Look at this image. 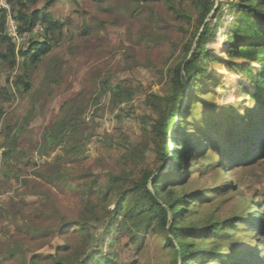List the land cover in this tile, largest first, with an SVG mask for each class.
Masks as SVG:
<instances>
[{
    "label": "trees",
    "instance_id": "16d2710c",
    "mask_svg": "<svg viewBox=\"0 0 264 264\" xmlns=\"http://www.w3.org/2000/svg\"><path fill=\"white\" fill-rule=\"evenodd\" d=\"M92 1L99 7L98 11L118 3V0ZM160 1L170 9L177 20L175 28L181 33L167 39L170 52L158 69L165 94L145 93L144 106H138L135 87L125 83L111 86L110 78L105 77L100 91L89 101L93 108L89 132L83 130L82 110L75 107L73 112L63 113L55 125L47 127L43 133L47 143L66 146L74 160L79 161L89 142L101 140L94 122L99 117L100 107H105L116 121L122 158L126 164L132 163V168L110 173L104 181L99 182L97 176L87 181L86 195L74 215L66 217L57 201L52 200L50 218L44 219L47 220L45 225L37 223L35 228L36 236L63 239L65 244H58L54 253L45 255L28 250L26 259L25 250L19 243L7 248L0 245V264H121L118 244L122 240L117 239L119 235L128 238L135 251V260L131 264H152L149 237L154 234H164L166 245L173 250L170 261L165 264H212L214 260L228 264L222 262L224 258L229 264H264L259 261V256L264 253V197L253 194L250 198L253 216L239 231L237 247L233 241H219L224 228L220 224V208L211 199L206 200L204 192L197 190L204 169L211 166L210 160H199L200 155L206 156L213 147L203 133L208 124L213 123L221 129L222 135L228 136V144L216 155L215 170L226 169L228 162L231 163L230 170L246 171L255 158H264V136L257 147L253 140L256 126L261 124L259 129H264V0ZM9 2L19 34L29 35V41L17 51L7 33L8 12L0 10V63L11 71L6 85L0 86V103L9 104L19 97L31 98L28 113L32 114L41 107L51 85L58 80L62 57L56 55L55 50L64 44V31L69 21H59L60 18L52 13L56 0ZM138 2L144 11L152 8L155 0ZM140 13L141 10L135 14ZM93 19H98L96 21L101 25L106 24L100 18ZM91 25L83 24L84 36L91 33ZM39 26L41 30L37 31ZM147 35H140L139 39ZM220 35L227 47L225 55L231 61L227 64L228 69L254 77L253 92L248 90L245 97L258 105V112L252 106L244 107L235 132L222 127V116L214 110L202 119L200 126L193 125L190 120L197 106L202 104L197 93H208L201 91L200 86L196 89L200 83L197 77L205 76L201 71L207 64L223 63L217 51H209ZM1 48H5L4 51ZM128 50L131 54L126 56L127 60L137 61L134 52ZM19 68L21 73L13 76ZM4 114V108L0 109V120ZM183 118L186 121L180 122ZM10 128L4 132L2 145L3 149L8 148L4 154L9 161L20 151L17 146L22 131V127ZM134 137H139V141ZM177 137H183L182 141L179 142ZM110 143V147H115L113 140ZM21 155L25 154L21 152ZM152 157H155L156 169L150 165ZM168 157L169 164L166 165ZM194 172H199L200 177H194ZM244 180L239 178L238 186L247 181L251 184L250 180ZM239 190L231 188L230 192L233 197H239L242 192ZM252 220H257L260 228L256 237L249 234ZM54 222L64 226L59 234L52 230ZM72 232H78L79 246L66 244L68 239L65 237ZM34 234L30 237L38 238ZM106 244L109 255L102 249Z\"/></svg>",
    "mask_w": 264,
    "mask_h": 264
},
{
    "label": "rangeland",
    "instance_id": "374dc122",
    "mask_svg": "<svg viewBox=\"0 0 264 264\" xmlns=\"http://www.w3.org/2000/svg\"><path fill=\"white\" fill-rule=\"evenodd\" d=\"M142 8L138 0H118L112 8L107 6L103 11H98L99 7L92 0H56L52 13L60 18L59 21H69L64 31V44L55 50V54L62 57L58 80L51 85L41 107L32 114L28 113L31 98L19 97L9 104L0 103V109L5 110L0 120V245L7 248L19 243L25 250L26 259L28 250L48 255L54 253L58 244H65L57 236L55 239H50V236H36L35 227L37 223L41 225L47 221L44 219L50 218L49 211L53 201H57L66 217L68 214L74 215L86 195L87 181H91L94 176L98 177L99 182L104 181L110 173L132 168V163L126 164L122 158L123 154L119 149L121 142L116 137V121L105 107H100L99 117L94 122L101 140L99 143H95V139L89 142L79 161L74 160V155L68 153L66 146L47 143L43 133L47 127L55 125L63 113L67 114V110L71 113L75 107L82 110L83 130L89 132L93 113L89 101L91 96L100 91L105 77L110 78L111 86L125 83L135 87L138 90V106H144L145 93L156 91L165 94L166 88L158 69L170 52L167 39L175 38L181 33L175 28L177 20L162 1L155 0L152 8L144 11ZM140 10L141 13L136 15V11ZM93 17L102 19L106 24L97 23L98 19ZM84 23L92 24L91 33L85 36L82 31ZM40 28L39 26L37 31ZM145 33L148 35L139 39ZM27 37L28 39L17 42L12 40L17 51L26 46L29 41V36ZM160 38L164 40L161 41ZM224 41V37L220 35L218 42L209 47V51H217L223 63L207 64L206 69L201 71L205 76L197 77L200 83L196 89L200 86L201 91L206 90L208 93H197L196 97L202 104L197 106L190 120L193 125L200 126L202 119L210 110H214L222 116V127L235 132L239 128L238 122L244 107L252 106L258 112V105L245 97L248 90L253 92L254 77L242 75L236 69H228L227 64L231 61L225 55L227 47ZM4 49L1 48L2 51ZM128 49L134 52L137 61L127 60L126 56L131 54ZM257 72L255 69V74ZM10 73L8 66L0 63V86L6 85ZM19 73L20 68L13 76ZM185 121L186 118L180 120ZM260 125L253 132V140L256 141L254 146L264 136V129L261 131ZM8 127L13 130L22 127L17 146L20 151L10 161L4 154L8 148H2L4 132ZM203 133L213 147L206 156L200 155L199 160L208 159L211 166L204 169L201 177L199 172H194V177L201 178L197 190L204 192L205 199H211L220 208V224L224 228L219 241H233L239 247V231L253 216L250 198L253 194L264 197V158H255L246 171L238 168L230 170L231 163L228 162L226 169L215 170L216 155L228 144V136L222 135L221 129L213 123L208 124ZM134 139L139 141V137ZM182 139L183 137H177L179 142ZM112 140L115 143L113 148L110 147ZM176 149L175 147L174 150ZM21 152L25 155H21ZM197 155L199 153L196 157ZM156 164L155 157H152L150 165L156 169ZM168 164L169 157L166 159V165ZM239 178L242 182L245 181L244 178L250 180L251 184L247 181L240 187L237 184ZM238 187L242 192L239 197H233L230 190L239 189ZM254 209L258 212L257 207ZM63 227L61 222L52 224V230L57 234ZM249 229V234L256 237L260 229L257 220H252ZM31 233H35L34 236L38 238L30 237ZM117 237L122 240L118 244L121 264H131L135 260V251L129 245L128 238L120 235ZM65 238L68 239L67 245L79 246L81 241L78 232L67 234ZM149 242L152 264H165L170 261L173 250L166 245L164 234L151 235ZM102 249L109 255L108 244ZM259 261L264 262V253L259 256ZM222 262L229 264V260L225 258ZM212 264L219 262L214 260Z\"/></svg>",
    "mask_w": 264,
    "mask_h": 264
},
{
    "label": "built area",
    "instance_id": "2783aa9c",
    "mask_svg": "<svg viewBox=\"0 0 264 264\" xmlns=\"http://www.w3.org/2000/svg\"><path fill=\"white\" fill-rule=\"evenodd\" d=\"M0 10H6L8 12V20H7V33L11 37L14 42L21 41L24 39H28L29 35H20L18 32V25L14 18L11 15V5L9 0H0ZM41 29V28H40Z\"/></svg>",
    "mask_w": 264,
    "mask_h": 264
},
{
    "label": "water",
    "instance_id": "95a60500",
    "mask_svg": "<svg viewBox=\"0 0 264 264\" xmlns=\"http://www.w3.org/2000/svg\"><path fill=\"white\" fill-rule=\"evenodd\" d=\"M183 71V70H182Z\"/></svg>",
    "mask_w": 264,
    "mask_h": 264
}]
</instances>
